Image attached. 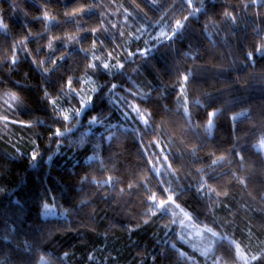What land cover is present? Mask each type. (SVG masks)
Returning <instances> with one entry per match:
<instances>
[{"label":"clouds","instance_id":"obj_1","mask_svg":"<svg viewBox=\"0 0 264 264\" xmlns=\"http://www.w3.org/2000/svg\"><path fill=\"white\" fill-rule=\"evenodd\" d=\"M0 264H264V0H0Z\"/></svg>","mask_w":264,"mask_h":264}]
</instances>
